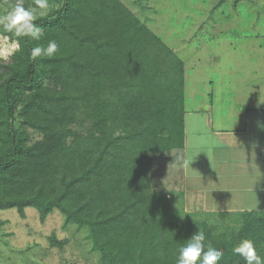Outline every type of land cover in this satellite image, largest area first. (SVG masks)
I'll use <instances>...</instances> for the list:
<instances>
[{
	"label": "trees",
	"instance_id": "16d2710c",
	"mask_svg": "<svg viewBox=\"0 0 264 264\" xmlns=\"http://www.w3.org/2000/svg\"><path fill=\"white\" fill-rule=\"evenodd\" d=\"M15 2L0 0V17ZM50 3L51 14L37 21L40 40L23 38L19 51L0 56V211L25 219L33 208L41 222L58 211L85 232L101 264H176L198 229L224 251L220 264H244L232 253L243 238L264 257V219L255 212L238 227L216 229L174 208L184 150L182 60L121 0ZM49 40L57 54L32 60L31 49Z\"/></svg>",
	"mask_w": 264,
	"mask_h": 264
},
{
	"label": "rangeland",
	"instance_id": "374dc122",
	"mask_svg": "<svg viewBox=\"0 0 264 264\" xmlns=\"http://www.w3.org/2000/svg\"><path fill=\"white\" fill-rule=\"evenodd\" d=\"M121 1L182 60L189 148L196 149V143L193 144L196 140L205 144L204 154L197 149L181 156L173 187L182 195L175 196L174 208L189 222L207 221L216 229L238 227L243 214L200 213L196 211L202 209L197 207L200 202L185 198L183 187L188 173L193 181L197 175L215 169L214 165L200 167L198 163V160L207 161L205 156H210L216 143L209 129L216 130V125L224 119L230 124L234 115L240 119L238 126H241L245 108L253 105L250 92H255L253 96L259 99L262 97L264 0H223L216 9L219 0H135L140 5L134 0ZM13 51L12 44L0 34V56L6 58ZM185 159L199 164V174L193 169L196 165H191V169L184 164ZM166 177L167 181L171 179L169 172ZM255 214L264 219V213ZM25 215L21 219L14 209L0 211V264H96L97 253L90 251L85 232L65 225L58 211L44 222L33 208H27ZM223 217L229 223H223ZM51 235L64 241L62 248L51 247Z\"/></svg>",
	"mask_w": 264,
	"mask_h": 264
},
{
	"label": "crops",
	"instance_id": "0c3cea01",
	"mask_svg": "<svg viewBox=\"0 0 264 264\" xmlns=\"http://www.w3.org/2000/svg\"><path fill=\"white\" fill-rule=\"evenodd\" d=\"M254 90L258 89L255 87ZM260 90L262 92L260 99L253 96L255 92H250L253 105L245 108L241 126H238L240 119L238 120L234 115L230 124L224 119L218 123V126L216 125V130L209 129L213 131L212 135L216 139L215 145L213 143L214 153L205 156L207 161L198 160V163L200 167L214 165L215 169L212 172L207 171V174L197 175L193 181L189 180L191 174L188 173L184 180V197H192L200 202L197 207H202L196 211L204 214H222V216L234 212L264 213V82ZM210 100H213V94ZM218 110L216 106V111ZM238 113L241 114V111ZM187 130L184 110V156L189 150L199 149V152L203 153L205 144L201 140L193 141V144L196 143L194 145L196 149L189 148L190 139ZM185 161L186 159L184 164L188 166ZM193 162L195 160L190 163L189 168L191 165H196L197 167L193 169L199 174V164ZM259 173L260 179L253 185L257 203L251 188ZM199 183L203 184L194 185ZM223 219V223L230 221L227 217Z\"/></svg>",
	"mask_w": 264,
	"mask_h": 264
},
{
	"label": "clouds",
	"instance_id": "9594fccd",
	"mask_svg": "<svg viewBox=\"0 0 264 264\" xmlns=\"http://www.w3.org/2000/svg\"><path fill=\"white\" fill-rule=\"evenodd\" d=\"M55 6L50 3V0H33V4L25 7L24 0H16L10 6L5 15L0 17V28L11 33L17 39L12 43V49L19 51L21 49V39L30 38L32 41H39L43 34V27L37 23L38 20L48 17ZM58 52V45L55 40H49L47 46L37 44L31 49L30 58L55 56ZM193 159L186 160L185 163L189 166ZM260 179L259 176L252 184ZM257 201V199H256ZM258 203V201H257ZM183 219V217H181ZM233 255L239 256L244 264H264V257L257 252L256 246L251 239L243 238L235 243L232 247ZM224 256V251L220 248H214L211 240L203 229H198L186 243L179 248L176 264H220ZM96 264H101V258L97 256Z\"/></svg>",
	"mask_w": 264,
	"mask_h": 264
}]
</instances>
